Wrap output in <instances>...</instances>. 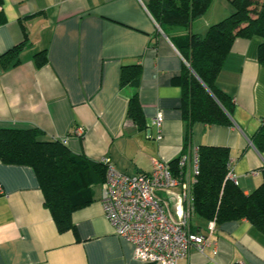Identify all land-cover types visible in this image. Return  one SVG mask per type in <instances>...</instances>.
Wrapping results in <instances>:
<instances>
[{"label":"crops","instance_id":"crops-1","mask_svg":"<svg viewBox=\"0 0 264 264\" xmlns=\"http://www.w3.org/2000/svg\"><path fill=\"white\" fill-rule=\"evenodd\" d=\"M149 1L0 0V55L25 43L17 66L0 68V129L64 139L73 155L108 159L128 175L150 172L152 160L180 156L191 168L200 145L224 146L236 184L248 194L264 168V153L250 142L264 117L259 38L236 39L216 78L233 103L232 125H187L176 80L186 63L156 26ZM230 11L229 0H214L205 13L209 22L191 31L203 34ZM43 50L46 62L37 67L33 56ZM128 64L139 65L136 91L145 128L126 116L133 88L119 78ZM157 113L160 127L153 124ZM0 186V264H141L106 220L100 186L93 201L73 213V231L63 233L43 205L31 168L0 162ZM176 193H159L171 210ZM207 223L194 216L191 230L204 232ZM211 241L201 251L190 248L177 264H264V235L245 219L216 224Z\"/></svg>","mask_w":264,"mask_h":264},{"label":"trees","instance_id":"trees-1","mask_svg":"<svg viewBox=\"0 0 264 264\" xmlns=\"http://www.w3.org/2000/svg\"><path fill=\"white\" fill-rule=\"evenodd\" d=\"M214 0H150L147 10L163 35L185 61L176 80L181 86V118L187 125L231 126L233 103L216 86V78L236 39L259 38L257 61L264 67V0H230V13L207 27L203 34L191 31L192 22L203 16ZM26 39V38H25ZM21 42L0 55V68L18 65ZM37 67L46 62L45 51L33 56ZM139 65H123L119 84H129L133 93L127 102L126 116L138 128H145L137 97ZM250 142L264 153V117ZM197 174L190 188L192 217L222 224L247 220L264 235V168L259 185L248 194L228 177L229 149L200 145L197 149ZM0 162L27 166L36 176L57 232L73 231L72 215L93 201L94 188L101 186L105 166L83 155H73L64 139H45L35 129H0ZM178 173V158L169 162Z\"/></svg>","mask_w":264,"mask_h":264},{"label":"built area","instance_id":"built-area-1","mask_svg":"<svg viewBox=\"0 0 264 264\" xmlns=\"http://www.w3.org/2000/svg\"><path fill=\"white\" fill-rule=\"evenodd\" d=\"M162 120V114L157 113L153 124L160 127ZM75 133H81V129ZM197 160L195 152L189 168L187 158L180 156L177 174L171 172L167 162L152 160L150 172L128 175L115 170L108 159H102L105 175L99 202L114 233L133 246L135 261L177 264L187 258L190 248L201 251L212 245L216 227L213 220L208 221L204 232L191 230L190 188L197 174ZM228 177L236 183L231 169ZM174 190L176 200L171 210L159 193Z\"/></svg>","mask_w":264,"mask_h":264},{"label":"rangeland","instance_id":"rangeland-1","mask_svg":"<svg viewBox=\"0 0 264 264\" xmlns=\"http://www.w3.org/2000/svg\"><path fill=\"white\" fill-rule=\"evenodd\" d=\"M204 22H209V19H208V17L205 14L203 16H201L200 18L195 19L192 22V26H197L198 25L199 27H203L202 25H203ZM94 189H96V188H94ZM192 222H193V220H192Z\"/></svg>","mask_w":264,"mask_h":264}]
</instances>
